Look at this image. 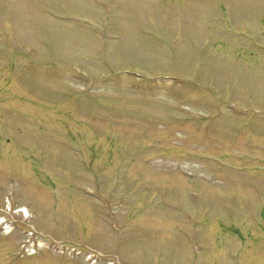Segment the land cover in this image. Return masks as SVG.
<instances>
[{
	"label": "rangeland",
	"instance_id": "1",
	"mask_svg": "<svg viewBox=\"0 0 264 264\" xmlns=\"http://www.w3.org/2000/svg\"><path fill=\"white\" fill-rule=\"evenodd\" d=\"M109 1L112 70L97 3L0 0V264H264V0Z\"/></svg>",
	"mask_w": 264,
	"mask_h": 264
},
{
	"label": "bare ground",
	"instance_id": "2",
	"mask_svg": "<svg viewBox=\"0 0 264 264\" xmlns=\"http://www.w3.org/2000/svg\"><path fill=\"white\" fill-rule=\"evenodd\" d=\"M7 231H9L10 229L7 227V229H6Z\"/></svg>",
	"mask_w": 264,
	"mask_h": 264
}]
</instances>
